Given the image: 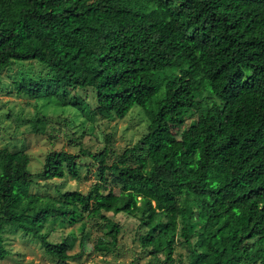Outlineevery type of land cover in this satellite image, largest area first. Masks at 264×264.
<instances>
[{
  "label": "trees",
  "instance_id": "16d2710c",
  "mask_svg": "<svg viewBox=\"0 0 264 264\" xmlns=\"http://www.w3.org/2000/svg\"><path fill=\"white\" fill-rule=\"evenodd\" d=\"M32 60L49 74L21 78L18 93L92 116L70 93L92 89L103 113L138 106L148 125L112 162L109 147L52 150L36 174L26 151L0 147V260L7 226L66 261L75 233L52 241L48 226L98 217L116 241L121 225L105 212H139L140 241L164 264L178 232L192 246L187 264H264V0H0V70ZM84 156L100 176L87 193L31 192L38 177L79 178ZM95 246L111 250L103 238Z\"/></svg>",
  "mask_w": 264,
  "mask_h": 264
},
{
  "label": "rangeland",
  "instance_id": "374dc122",
  "mask_svg": "<svg viewBox=\"0 0 264 264\" xmlns=\"http://www.w3.org/2000/svg\"><path fill=\"white\" fill-rule=\"evenodd\" d=\"M47 74L48 67L36 60L13 61L0 70V147L12 151H26L30 157L29 168L33 173L43 169L46 154L52 150L63 149L77 153L83 146L92 152H98L104 147H109L111 153L108 161L112 162L146 133L148 117L142 108L134 107L124 118L108 115L99 109L92 89L70 91L85 100L92 116L69 104L60 103L53 97L33 98L17 92L16 82L21 78ZM38 117L42 118L38 125L40 132L34 125V120ZM190 121L188 119L186 124H190ZM145 154L143 148H139L135 153L129 154L128 162L135 164L136 157ZM79 161V178L69 174L53 179L38 177L31 185V192L55 197L67 190L76 189L87 193L99 181L98 162L89 156H84ZM108 184L119 192L120 187L112 181L111 176L108 178ZM180 204L183 205L182 200ZM105 214L121 225L116 241L104 234V222L98 217L76 224L66 221L56 228L48 226L45 229L52 241H59L68 234L75 233V243L69 251L71 258L66 261L48 254L41 243L32 236L7 226L3 235L8 254L0 260V264H164V252L154 253L152 246L144 247L140 241V236L145 234L149 227L142 222L139 212ZM100 238L111 246V250L96 248ZM196 239L197 237L193 236L192 243ZM191 247L178 232L172 264H187Z\"/></svg>",
  "mask_w": 264,
  "mask_h": 264
}]
</instances>
